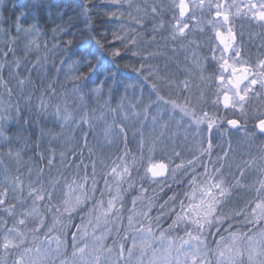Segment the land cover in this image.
I'll list each match as a JSON object with an SVG mask.
<instances>
[{"label":"trees","instance_id":"trees-1","mask_svg":"<svg viewBox=\"0 0 264 264\" xmlns=\"http://www.w3.org/2000/svg\"><path fill=\"white\" fill-rule=\"evenodd\" d=\"M226 2H220L221 10ZM179 3L180 0H0V127L8 137L7 140L0 137V190L8 188L6 205L0 206V244L7 229L32 207L28 196L30 183L39 187L43 182L49 191L52 190L50 182L55 183L53 199L40 204L45 217L40 231L35 234L28 231L37 223L31 217L26 226H19L27 233L25 246H40L42 253L51 250L49 264H60L62 260L83 264L79 254L75 258L72 255L75 226H87L89 220L96 223L95 217L100 214L96 202L103 200L106 205L115 195L117 183L123 196L117 202L118 208L123 204L120 218H110L107 224L101 218L96 232L99 235L111 229L104 241L106 246L121 241L128 230L132 201L140 196L143 199L137 200V212L146 211L149 200L153 205L149 215L157 238L154 246H166L168 240L161 242L158 237L174 219L170 207L179 211L181 200L188 203L185 193L192 191V177L203 182L206 170L215 179L223 178L226 185L241 180L242 186L231 188L223 205L225 211L243 208L247 212L254 207L249 201L258 198L256 188L264 179L259 171L264 165L260 159L264 155V134L256 128L258 120L264 118V90L258 87L249 93L243 113L238 105L225 107L221 100L223 61L218 33L224 31L233 39V47L245 65L259 69V62L264 60V22L254 19L250 11L234 9L227 13L228 21L223 19L220 23L215 13L218 0L192 4L181 17ZM153 8L157 11L153 12ZM21 12L25 14L20 20L22 30L17 32L12 22ZM33 24H37L38 31L26 34L23 29ZM185 24L188 27L184 35L174 33L175 26ZM57 25L65 31L54 32ZM69 40L71 45L67 44ZM97 40L103 45L99 52ZM117 50L119 55H113ZM85 52L95 53L88 57L91 70L82 60L81 54ZM81 74V79L73 78ZM21 80L25 81L23 85L19 83ZM173 101L180 106L187 105L194 110L195 118L203 119L197 142L184 140L183 136L174 139L175 133L188 132V125L178 118L180 109L173 107ZM64 116L68 119H63ZM231 118L238 119L243 126L230 130L227 121ZM209 121L213 122L211 129ZM160 127L165 128L164 142L159 141ZM209 143L212 147L205 151ZM10 151L20 153L19 163L15 155H8ZM49 158L53 159L51 165L47 163ZM158 161L167 165L166 174L155 178L150 173L146 175L147 167ZM124 166L129 168L130 175L118 182L111 169L117 167L121 171ZM40 169L43 172L38 175ZM17 175L23 182V192L14 190L12 181ZM85 176L90 198L71 214L63 212L66 184L73 180L83 183ZM170 197H175V201L169 200ZM165 201L168 204L164 212L168 214L160 217L157 227L155 217L160 216V205ZM49 204L52 211H48ZM7 205H15L14 215L3 211ZM56 207H60V213L55 211ZM56 218L60 223L53 227ZM243 219L241 215L225 221L219 226L218 234L216 227L205 231L207 259L211 264H216V242L220 236L230 242L229 232L225 231L229 224L230 231L247 230ZM137 220L148 223L143 216H136L135 228L140 226L135 223ZM49 227H53L50 233ZM186 228L195 234L194 226L181 224L167 235L179 244L180 237L188 239ZM88 232L83 240L78 234V247L87 243L92 248L91 226ZM33 235L38 236L35 242ZM57 236L65 241L58 255L54 254L56 241L52 239ZM127 236L122 241L126 248L139 234L127 231ZM20 251L9 249L6 253L0 247V264H14L20 258ZM116 251L109 259L115 264H124L117 259ZM87 259L85 256L84 260Z\"/></svg>","mask_w":264,"mask_h":264},{"label":"snow or ice","instance_id":"snow-or-ice-1","mask_svg":"<svg viewBox=\"0 0 264 264\" xmlns=\"http://www.w3.org/2000/svg\"><path fill=\"white\" fill-rule=\"evenodd\" d=\"M203 3V0H201ZM180 9V16L183 17L185 13L189 10L188 4L185 0H180L178 5ZM217 7H221L217 5ZM255 4L250 5V8H256ZM7 10V9H6ZM153 12H156V8L152 9ZM239 11V10H238ZM222 13L217 12L216 15L220 16ZM24 13H19L16 15V19L13 20V26L15 27L17 32L22 30V26L20 24L21 18L24 16ZM114 15V13H113ZM224 21H228V14L224 13ZM252 17L259 22H264V3H261L259 9L256 12L252 13ZM139 23V21H137ZM163 25L161 24V27ZM187 24L183 27L177 25L174 28V33H178L179 35H184V30L187 28ZM26 34H30L34 31H38L37 24L31 25L27 29H23ZM54 32H64L65 28L61 25H57ZM232 30L229 29V33L231 34ZM219 35V33H218ZM175 39V34L173 35ZM15 39V38H13ZM223 42V40H222ZM72 41H67L68 45H71ZM99 49L103 48V45L100 44V41H96ZM55 47V45H54ZM226 47H230V45H226ZM11 50V49H10ZM135 54V53H134ZM93 52H85L82 53V60L87 63L89 69L92 68V63L88 60L89 56H94ZM113 55H119V51H115ZM237 57L240 55L239 51L236 53ZM18 66V65H17ZM222 69L225 71L227 68L231 67L233 71V75L235 76L234 80L229 81L232 84L233 88L236 89L232 96H229L227 92L224 93L223 99L225 107H237L239 106L241 112L243 113L244 104L247 102L249 98V92L252 91V85L260 84L261 88H264V72L259 73L260 78H253L249 82V86H246L243 89V94H241L240 84L248 79V68H242V75H235L238 71L233 65H229L228 61L225 60L223 64L220 65ZM259 68L264 69V60H261L258 65ZM82 75H77L73 77L74 79H81ZM223 80V77L221 76ZM21 85L25 83L24 80L19 81ZM155 88V85H153ZM188 87L187 82L185 83V88ZM9 94H11V90L9 89ZM257 96H260V93H256ZM173 107H179L185 115H193L195 118L194 110L185 106H180L172 102ZM19 111V110H17ZM147 111V109H145ZM57 115L60 114V109L57 106L56 109ZM205 117L207 114H204ZM63 119L67 120L68 116H64ZM156 117H153L155 120ZM203 122L202 118H195V123L200 124ZM228 123L233 127L239 125L238 120H229ZM213 122L209 121L208 127L211 129ZM259 132L264 134V118L258 120L256 124ZM0 137H3L5 140L8 137L5 136L2 127H0ZM211 143H209L208 149L205 151H210ZM9 156L15 155L17 162L19 163L20 153L16 152L13 154L11 151L8 153ZM63 153L61 156L63 157ZM178 155V154H177ZM227 155V154H225ZM54 156V154H53ZM41 158L43 159V155L41 154ZM262 161H264V155L260 157ZM255 158H253L252 162H249L250 166L254 163ZM48 165L53 163V159L49 158L47 161ZM191 163V161H189ZM183 165H177V168L182 167ZM119 167V165L117 166ZM117 167H113L111 169V174L114 175V178L120 182L125 179V177L130 175L129 168L124 166L121 171H117ZM222 167V166H221ZM95 166L93 165V170ZM168 168L164 163H153L150 164L146 169V175L150 173L151 178L163 176L166 174ZM175 171V170H173ZM217 173L220 171L219 168L215 170ZM259 171L264 174V165H262ZM43 169H40L38 172L42 174ZM29 173H31V169H29ZM241 177L244 175V170L241 169L240 172ZM206 179L203 182H198L196 176H193L190 184L192 186V191L190 193H185L188 203L185 204L183 200L179 203V211L176 210L174 206L170 207L169 212L174 215V219L172 223L168 226V229L162 230L159 234L158 239L163 242L165 239L168 240V244L164 247H155L154 240L157 239L154 237L152 221L153 218L149 215L152 210V203L149 200L146 211L137 212L136 211V203L137 200L143 199L142 196L136 197L132 201V214L128 216V230L134 231L139 234V236H134L132 238V244L130 247H125V243L123 240H127V231L125 235L121 238L120 242L114 241L113 245L106 246L104 241L107 239V235L111 232V229H106L101 232L99 235L96 234L97 230L101 225V218H103V223L107 224L110 218L119 219L120 218V208L123 207V204H120V207H117V202L123 200V196L121 195V189L119 183H117L115 195H112L111 198L107 201L106 205L103 200L97 201L99 215L95 217L96 223L93 224L92 220L88 221V225H76L77 231L72 234L73 244L72 247L74 249L72 255L73 257H77L79 254L83 264H115V262L111 261L109 257L113 254L114 250L116 251L117 259L119 261H123L124 264H211V261L207 259L208 257V245L206 242V238H204V233L206 230H209L213 227H216L217 234L220 231L219 226L223 225L225 221H229L236 216L243 215V223L246 226V231L237 230L235 232L230 231L232 225L229 224L228 228L225 231L229 232L230 242L225 240L224 236H220V240L217 241V260L216 264H264V179L259 181V187L256 188L257 199L253 201H249V204L254 203V207H251L247 212L245 209L235 210L232 209L230 211H225L223 205H225L226 200L231 194V188L235 186H242L241 180L236 179L233 185H226L223 178L215 179L213 176L208 175L207 170L204 173ZM14 190H18L23 192V182L19 175L13 178ZM87 176L84 177L83 183H78L76 180H73L71 183L66 184L68 191L64 193V199L62 200L63 204V212L71 214V212L75 211L77 207L82 204H85L87 200L90 198L88 194V190L86 189ZM93 184H95V180H93ZM106 186H108L107 180L105 181ZM50 186L52 188L51 191L45 188L43 182L39 184V187H33L30 183L28 185V196L32 199V207L30 210H25L22 217L15 221V224L12 228L7 229L6 234L3 237V242L0 244L5 252L9 249H17L20 251V258L14 261V264H49V252L50 249L45 250L42 253L40 246L28 247L25 246L27 242V233L22 230L19 226H26L28 219L31 217L37 221L36 226L28 231L33 234L38 233L40 229L44 226L45 217L41 214L40 204L41 202L51 201L53 199V194L55 192V183L50 182ZM132 185L129 184V188ZM95 191V188L92 189ZM108 191L111 192V186H108ZM146 191V190H144ZM8 193V188L4 187L0 190V206L6 205V197ZM169 200L175 201V197H170ZM168 204V201H165V204L160 205L161 213L160 216L155 217V221L157 222L156 226L159 227L160 217L163 215H167L168 213L164 212L165 205ZM48 211H52V206L47 205ZM15 205H7L3 208V211L7 212L9 215H14ZM55 211L57 213L61 212L60 207H56ZM143 216L148 223L145 225L141 221H135V223H139V228L134 227V217ZM7 223L6 221L4 222ZM60 223L59 219H54L53 227L55 224ZM191 225L195 227V234L192 231L186 228L185 235L188 239H184L180 237L179 244L167 235V233L173 228L181 225ZM88 226L92 227V238L94 244L91 249H89V245L84 243L82 247L77 246V236L79 234V238L83 240L85 237L89 235ZM53 227L48 228V233L52 232ZM117 234H119V227L116 228ZM45 238H48L47 233H45ZM139 238V243L137 242ZM38 239V236L33 235V242ZM56 241V249L54 250V254H59L60 248L65 244V241H62L60 237H53ZM223 244V247L221 246ZM125 252L127 255L125 256ZM173 252L176 253V256H173ZM138 253V254H137ZM107 254V255H106ZM180 255L184 256V260L181 261L178 257ZM87 256L88 259L84 260V257ZM54 264V262H51ZM60 264H68L66 260H62ZM75 264V261L73 262Z\"/></svg>","mask_w":264,"mask_h":264},{"label":"rangeland","instance_id":"rangeland-1","mask_svg":"<svg viewBox=\"0 0 264 264\" xmlns=\"http://www.w3.org/2000/svg\"><path fill=\"white\" fill-rule=\"evenodd\" d=\"M222 0H218V5H220V2ZM227 1L224 4L223 10H221V7L218 8V10H215V13H217L218 11L221 12L222 14L219 16V20L221 21L220 23H222L223 19H224V13H232L235 9V11H242V12H246V11H250L251 13L256 12L259 9V6L261 5V3H264V0H224ZM201 2V0H188L186 1V3L189 6V9L192 8V4L196 5L197 3ZM205 0H203L202 5L204 4ZM255 4L257 7L256 8H250V5ZM201 5V6H202ZM187 13V12H186ZM229 18V16H228ZM219 22H216V24L218 26H220ZM222 29V28H221ZM223 40V42H222ZM219 41L221 43L222 46V61L224 63L225 60L228 61L229 65H233L238 71L236 72L235 75H242V71H240L242 68H248L249 69V73H248V79L244 80L241 84H240V89H241V94H243V89L246 86H249V82L251 81V79L253 78H257L259 79V73L264 72V69H257L256 67H251V66H247L243 63V61L240 59V57L236 55V53H234V51L237 49L235 48V46L233 47V39H230V37L226 34H224V31H220L219 33ZM226 45H230V47H226ZM222 77L223 80H221V100L224 102L223 96L224 93L227 92L229 96H232L234 94V92L236 91L235 88H233L232 84L229 83V81L234 80L235 76L233 75V71L232 68L229 67L227 68V70L225 71L224 69H222ZM252 91H255L258 87L261 88L260 84H256V85H252ZM262 90H264V88H262ZM251 91V92H252ZM250 93V92H249ZM175 108H179V107H175ZM180 109V108H179ZM177 114H179L178 118H182L184 121H186V125H188V132L184 131L182 133H175L174 134V139L177 140L178 138L182 137L184 138V140H194L196 141V135H200V124L195 123V118L192 115H185L184 112H182L181 110H177ZM164 127H160L157 132L159 134L160 137V142H164L167 139V136L165 135L164 132ZM175 132V131H174ZM108 140L111 141L112 140V136L108 137ZM197 142V141H196ZM154 163H162V162H154ZM153 164V163H152ZM165 164V163H164ZM181 261L184 260V256L180 255L178 257Z\"/></svg>","mask_w":264,"mask_h":264},{"label":"water","instance_id":"water-1","mask_svg":"<svg viewBox=\"0 0 264 264\" xmlns=\"http://www.w3.org/2000/svg\"><path fill=\"white\" fill-rule=\"evenodd\" d=\"M231 120H234V119H231ZM235 120H237V119H235ZM239 121V120H238ZM240 122V121H239ZM258 123V122H257ZM227 125L230 127V129H232V130H236V129H238V128H240L241 126H242V124L241 123H239V125L238 126H236V127H233L232 125H230L228 122H227ZM258 129V128H257Z\"/></svg>","mask_w":264,"mask_h":264}]
</instances>
